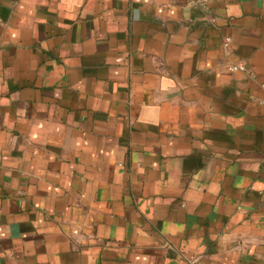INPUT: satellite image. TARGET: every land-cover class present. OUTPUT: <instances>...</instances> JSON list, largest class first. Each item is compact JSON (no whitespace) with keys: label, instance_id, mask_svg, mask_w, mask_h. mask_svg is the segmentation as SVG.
I'll list each match as a JSON object with an SVG mask.
<instances>
[{"label":"crops","instance_id":"1","mask_svg":"<svg viewBox=\"0 0 264 264\" xmlns=\"http://www.w3.org/2000/svg\"><path fill=\"white\" fill-rule=\"evenodd\" d=\"M263 102L264 0H0V264H264Z\"/></svg>","mask_w":264,"mask_h":264},{"label":"built area","instance_id":"2","mask_svg":"<svg viewBox=\"0 0 264 264\" xmlns=\"http://www.w3.org/2000/svg\"><path fill=\"white\" fill-rule=\"evenodd\" d=\"M230 42V39H227L226 40V46H228ZM228 70L230 72H246L247 71V68L245 65H242V64H236V65H231L228 67ZM264 103V102H263Z\"/></svg>","mask_w":264,"mask_h":264}]
</instances>
